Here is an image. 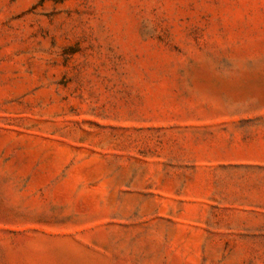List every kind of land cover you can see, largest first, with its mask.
I'll return each instance as SVG.
<instances>
[{"label": "rangeland", "instance_id": "rangeland-1", "mask_svg": "<svg viewBox=\"0 0 264 264\" xmlns=\"http://www.w3.org/2000/svg\"><path fill=\"white\" fill-rule=\"evenodd\" d=\"M0 264H264V0H0Z\"/></svg>", "mask_w": 264, "mask_h": 264}]
</instances>
